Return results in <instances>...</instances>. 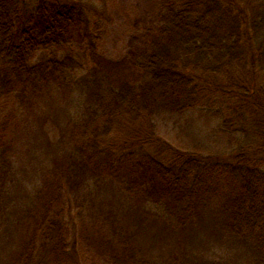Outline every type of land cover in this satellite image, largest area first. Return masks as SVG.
Listing matches in <instances>:
<instances>
[{
    "label": "trees",
    "instance_id": "trees-1",
    "mask_svg": "<svg viewBox=\"0 0 264 264\" xmlns=\"http://www.w3.org/2000/svg\"><path fill=\"white\" fill-rule=\"evenodd\" d=\"M106 16L104 0H0V107L13 106L0 118V209L13 174L12 124L53 88L86 101L32 204L33 230L14 264H80L90 246L110 249L106 264H148L129 234L107 239L82 217L73 236L69 196L89 176L109 174L112 185L115 173L139 210L161 211L176 227L193 224L200 203L222 192V228L249 246V264H264V0H157L159 29L148 51L132 56L141 76L119 86L85 67L68 31L81 18L89 32ZM197 110L240 137L223 159L157 138L158 115Z\"/></svg>",
    "mask_w": 264,
    "mask_h": 264
},
{
    "label": "rangeland",
    "instance_id": "rangeland-1",
    "mask_svg": "<svg viewBox=\"0 0 264 264\" xmlns=\"http://www.w3.org/2000/svg\"><path fill=\"white\" fill-rule=\"evenodd\" d=\"M104 1L107 16L96 18L89 32L81 18L69 26L73 50L82 57L87 69L106 73L114 86L135 83L141 72L132 56L148 51L149 42L159 29L154 16L157 0ZM62 93L53 88L34 110L24 111L10 128L13 174L0 209V264L16 262L23 238L32 233V204L45 175L64 158L67 147L63 138L67 129L84 114L86 101L81 92ZM12 107L1 106L0 118ZM6 108L10 109L4 111ZM217 122L203 110L182 115L160 114L155 118L156 135L176 151L194 153L205 160L223 159L240 137L232 138ZM122 174L115 173L112 185L109 174L89 176L83 189L69 196V221L74 237L83 217L99 226L107 239L131 235L148 264L251 263L249 246L228 237L222 228L219 217L225 202L222 192L210 193L215 196L200 203L189 222L193 224L176 227L168 223L161 211L139 210L130 197L132 193L118 179L124 180ZM114 220L118 221L115 232L111 225ZM81 250L80 264H106L103 253L110 251L101 246Z\"/></svg>",
    "mask_w": 264,
    "mask_h": 264
}]
</instances>
